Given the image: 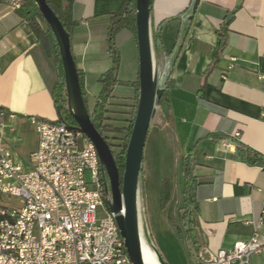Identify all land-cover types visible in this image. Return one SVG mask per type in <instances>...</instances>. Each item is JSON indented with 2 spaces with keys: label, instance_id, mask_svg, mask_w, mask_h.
I'll list each match as a JSON object with an SVG mask.
<instances>
[{
  "label": "crops",
  "instance_id": "obj_1",
  "mask_svg": "<svg viewBox=\"0 0 264 264\" xmlns=\"http://www.w3.org/2000/svg\"><path fill=\"white\" fill-rule=\"evenodd\" d=\"M50 1L71 21V49L87 100L95 102L102 89L100 77L116 65L110 52L111 29L118 57L116 87L121 95L133 92L139 79L138 40L132 29L115 28L112 18L123 11L125 0H74L70 8L66 0ZM195 1L153 0L151 14L159 80L163 84L170 78L171 84L146 141L143 225L156 248L155 227L169 234L159 252L167 264H213L210 254L232 250L255 232L264 244V225L259 224L264 218V160L250 164L245 155L246 148L264 157V0H200L193 14ZM36 18L43 27V17ZM43 29L47 31L48 24ZM49 71L29 23L8 0H0V110L16 162L20 156L30 157L39 145L30 119L58 120L46 81ZM27 130L33 135L26 154L18 142ZM228 142L230 148L225 147ZM189 153L194 154L200 182L192 207L193 240L187 239L177 217L175 221L160 212L155 220V210L150 218L144 180L175 168L177 186L170 207L176 216L185 206L181 163ZM250 264H264V247L250 257Z\"/></svg>",
  "mask_w": 264,
  "mask_h": 264
},
{
  "label": "built area",
  "instance_id": "obj_2",
  "mask_svg": "<svg viewBox=\"0 0 264 264\" xmlns=\"http://www.w3.org/2000/svg\"><path fill=\"white\" fill-rule=\"evenodd\" d=\"M23 2L8 5L18 10ZM30 122L39 145L26 168L7 144L0 110V196L21 199L17 209H0V264H133L107 205V178L94 145L78 127L39 117ZM263 247L255 232L232 250L210 254L209 262L250 264Z\"/></svg>",
  "mask_w": 264,
  "mask_h": 264
},
{
  "label": "water",
  "instance_id": "obj_3",
  "mask_svg": "<svg viewBox=\"0 0 264 264\" xmlns=\"http://www.w3.org/2000/svg\"><path fill=\"white\" fill-rule=\"evenodd\" d=\"M33 1L56 37L65 73L68 109L76 121L78 129L98 152L102 169L110 182L111 199L107 201V205L125 240L130 260L133 264H146L140 204L143 161L148 133L156 115V107L164 94L154 57L151 23L153 0H136L140 94L136 118L127 147L122 183L112 149L92 122L86 106L79 69L71 49V36L47 0ZM199 2L200 0L195 1L193 14H195ZM234 15L235 12H231L227 17V22L231 21ZM192 19L193 16L190 17V20ZM106 192H109L108 187ZM149 245L157 254L160 264H167L157 248L150 243Z\"/></svg>",
  "mask_w": 264,
  "mask_h": 264
},
{
  "label": "trees",
  "instance_id": "obj_4",
  "mask_svg": "<svg viewBox=\"0 0 264 264\" xmlns=\"http://www.w3.org/2000/svg\"><path fill=\"white\" fill-rule=\"evenodd\" d=\"M74 0H66L67 8H70ZM47 3L55 11L59 19L62 21L65 29L71 36V21L68 14L58 10L50 0ZM20 15L26 20L32 28L44 54L46 62L50 67V71L46 75V81L48 83L49 90L54 100L57 112L58 120L60 124H66L72 128L78 127L76 121L71 116L68 104H67V88L65 73L62 64L61 54L55 35L51 28L47 31L38 22L36 15L40 14L38 6L33 0H24L22 6L18 9ZM41 15V14H40ZM42 16V15H41ZM113 19H116L114 24L115 28L118 26L132 29L137 37L136 29V0H125L124 9L121 13L114 14ZM114 29H111L109 42L111 45L110 52L111 57L116 64L111 70L106 72L100 77L102 83V89L97 96L92 107L88 105L87 94L83 89L82 74L79 70L80 83L83 91L84 100L86 106L91 115L92 122L96 126L97 130L106 139L110 145L114 154L116 164L120 172V179L122 183L124 171H125V158L128 143L133 130L137 107L140 94L139 79L133 84L134 91L130 94L121 95L117 89V63L118 57L116 50L113 47L114 41ZM225 43V35H219L218 47L222 51ZM171 84L170 78H167L162 84L164 94L156 107L163 103L167 90ZM156 117V115H155ZM155 119V118H154ZM153 119V121H154ZM152 121V123H153ZM152 125V124H151ZM238 148L242 149L243 146L238 144ZM246 161L250 164L261 163L264 157L251 149L245 148ZM195 158L193 153H189L182 158L181 171L185 179V206L177 211V219L185 226V233L188 240H193L192 237V215L195 198L196 186L200 184L198 178L194 173ZM106 174V173H105ZM108 180V177L106 175ZM162 204L161 208L164 210L170 203V193L167 192V187L164 184L162 187ZM1 209V207H0ZM175 226V224H172ZM175 229H177L175 227ZM178 230V229H177Z\"/></svg>",
  "mask_w": 264,
  "mask_h": 264
},
{
  "label": "rangeland",
  "instance_id": "obj_5",
  "mask_svg": "<svg viewBox=\"0 0 264 264\" xmlns=\"http://www.w3.org/2000/svg\"><path fill=\"white\" fill-rule=\"evenodd\" d=\"M40 21H41L43 27H45V29H47V24L45 23V21L43 19H41ZM46 68H47V66H46ZM93 102H94L93 98L88 99V105L90 107L93 106ZM25 134H26L25 137L24 136L21 137L22 141L18 142L19 145L21 146L22 150L24 151V153L29 152V150L32 146L31 141H32L33 132L31 130H27L25 132ZM28 161H29V155H25L24 157L20 156L17 160V163H19V164H21L27 168L28 167ZM175 178H176L175 168L163 169L162 172L156 177H153V176L152 177L149 176L148 178L144 177L145 184H146L145 190H146L147 210H148V213L150 214V218H151V214H154L155 210H158V214H157V216H155V220H157L156 218L158 217L160 212H162V214H164V215L172 218V220L176 221L174 209H172L170 207V203L168 204V206L164 210L161 208L162 187L164 184L166 185L167 192L170 193V202H171L173 194H175L174 193L175 188L177 186V184L175 183ZM143 186H144V183H143V179H142L141 195H140L142 221L144 220V213H145ZM110 199H111V196H110ZM20 206H21V199L20 198L11 197V196H7V195L0 196V207H4V208H8V209H17ZM171 227H173L175 232H177L174 225H172ZM152 233H153L154 242L157 246V250L159 252H161L160 247L161 246L164 247L165 242L168 241L169 234L164 232L162 226L161 227H155V229ZM143 236L151 245H154V243H152L153 241H151V237L148 234L145 225H143ZM149 243H148L149 251L155 252L152 249V247L149 245Z\"/></svg>",
  "mask_w": 264,
  "mask_h": 264
},
{
  "label": "bare ground",
  "instance_id": "obj_6",
  "mask_svg": "<svg viewBox=\"0 0 264 264\" xmlns=\"http://www.w3.org/2000/svg\"><path fill=\"white\" fill-rule=\"evenodd\" d=\"M143 249H144V257L146 264H160L157 254L155 252L149 251L148 241L144 238V236H143Z\"/></svg>",
  "mask_w": 264,
  "mask_h": 264
},
{
  "label": "flooded vegetation",
  "instance_id": "obj_7",
  "mask_svg": "<svg viewBox=\"0 0 264 264\" xmlns=\"http://www.w3.org/2000/svg\"><path fill=\"white\" fill-rule=\"evenodd\" d=\"M106 186L108 187V189H109V192L107 193L106 192V201H108L109 199H110V196H111V192H110V182H109V180H106Z\"/></svg>",
  "mask_w": 264,
  "mask_h": 264
}]
</instances>
